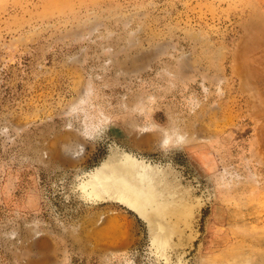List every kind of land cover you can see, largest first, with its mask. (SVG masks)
I'll list each match as a JSON object with an SVG mask.
<instances>
[{
	"label": "rangeland",
	"instance_id": "1",
	"mask_svg": "<svg viewBox=\"0 0 264 264\" xmlns=\"http://www.w3.org/2000/svg\"><path fill=\"white\" fill-rule=\"evenodd\" d=\"M126 155L174 191L159 255L78 187ZM263 257L264 0H0V264Z\"/></svg>",
	"mask_w": 264,
	"mask_h": 264
},
{
	"label": "bare ground",
	"instance_id": "2",
	"mask_svg": "<svg viewBox=\"0 0 264 264\" xmlns=\"http://www.w3.org/2000/svg\"><path fill=\"white\" fill-rule=\"evenodd\" d=\"M78 187L84 199L89 202L113 200L136 212L149 226L156 254L159 255V251L164 253L175 232V228L170 225L168 209L175 201L174 191L169 188L159 189L140 160L126 155L118 162L105 161L85 174ZM126 225L120 218L111 220L103 237L126 241Z\"/></svg>",
	"mask_w": 264,
	"mask_h": 264
}]
</instances>
